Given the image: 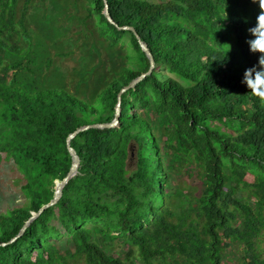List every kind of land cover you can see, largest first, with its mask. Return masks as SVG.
Returning <instances> with one entry per match:
<instances>
[{"label":"trees","instance_id":"trees-1","mask_svg":"<svg viewBox=\"0 0 264 264\" xmlns=\"http://www.w3.org/2000/svg\"><path fill=\"white\" fill-rule=\"evenodd\" d=\"M106 1L115 24L103 0H0V161L24 180L0 264H264V99L241 83L259 3ZM135 33L153 69L117 126L71 140L77 174L9 242L68 172L67 136L111 122L149 70Z\"/></svg>","mask_w":264,"mask_h":264},{"label":"water","instance_id":"water-1","mask_svg":"<svg viewBox=\"0 0 264 264\" xmlns=\"http://www.w3.org/2000/svg\"><path fill=\"white\" fill-rule=\"evenodd\" d=\"M104 1V15L105 17L107 18V20L112 23V24H115L114 20L112 19L110 13H109V7H108V4H107V1L106 0H103ZM120 29L124 28V29H131L133 30L132 27H127V26H123V27H119ZM135 36L139 42V45L142 49V51L146 54V56L148 57L149 61H150V68L147 72L135 77L132 81H130V83L128 85H126L125 87H123L119 94H118V102H117V106H116V111H115V117L114 119L109 122V123H93V124H87V125H83V126H80L78 127L77 129H75L73 132H71L68 136H67V139H66V145H67V149H68V152L71 156V165H70V168L68 170V172L66 173L65 177L61 180V181H56V184H55V190H54V195L52 197V199L42 205L38 211L36 212H33L31 214V216L24 222L23 226L21 227V229L19 230L18 234L15 235L9 242H12L14 241L15 239H17L18 237H20L24 232L25 230L29 227V225L47 208L51 207V206H54L60 199L61 195H62V190L63 188L65 187V185L69 182V180L71 178H73L77 172H78V167H79V163H80V158L78 156V154L76 153L75 149L71 146V140L79 133V132H82L86 129H89V128H105V127H113V126H117L118 125V120H119V117H120V114H121V108H120V103H121V94L123 92H125L126 90L130 89V88H133L145 75L149 74L150 71L153 69L154 67V59H153V56H152V53L150 52L148 46L146 43H144L142 41V39L140 38V36L135 33Z\"/></svg>","mask_w":264,"mask_h":264},{"label":"rangeland","instance_id":"rangeland-1","mask_svg":"<svg viewBox=\"0 0 264 264\" xmlns=\"http://www.w3.org/2000/svg\"><path fill=\"white\" fill-rule=\"evenodd\" d=\"M71 57L64 59L56 58L55 61L58 62L62 67L68 68H74L76 63L82 62L80 59L77 62V60L74 58L78 57L76 55ZM132 157L135 160L134 154H132ZM23 181L24 180L21 174L18 172L13 162L6 160L0 161V211L23 202L20 191V186Z\"/></svg>","mask_w":264,"mask_h":264},{"label":"clouds","instance_id":"clouds-1","mask_svg":"<svg viewBox=\"0 0 264 264\" xmlns=\"http://www.w3.org/2000/svg\"><path fill=\"white\" fill-rule=\"evenodd\" d=\"M253 2L259 3L261 12L257 17L256 26L249 30L255 38L249 40L248 44L251 52L260 54L258 61L260 67L246 69L241 83L264 99V91L261 90L264 88V0H253Z\"/></svg>","mask_w":264,"mask_h":264}]
</instances>
